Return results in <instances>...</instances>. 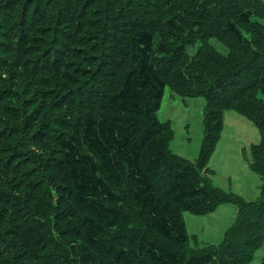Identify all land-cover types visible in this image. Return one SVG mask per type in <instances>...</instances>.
I'll use <instances>...</instances> for the list:
<instances>
[{
    "label": "trees",
    "instance_id": "trees-1",
    "mask_svg": "<svg viewBox=\"0 0 264 264\" xmlns=\"http://www.w3.org/2000/svg\"><path fill=\"white\" fill-rule=\"evenodd\" d=\"M35 50L43 60L32 62ZM6 66L28 72L30 79L19 78L24 100L0 87L8 115L19 117L16 108L26 104L28 128L38 120L31 113L38 104L85 110L55 116L59 129L33 140L56 145L50 165L66 172L72 188L79 257L88 250L101 264L250 263L264 241V102L257 95L264 91L262 0H0V70ZM167 86L206 99L196 164L168 150L171 127L158 116ZM226 108L248 116L262 132L252 147L251 167L263 181L256 200L218 196L203 174ZM220 201L237 206L223 240L189 246L183 213L203 215ZM25 215L15 232L6 229L15 242L29 237L23 260L35 254L29 264H43L40 256L63 254L37 216ZM11 262L0 238V264Z\"/></svg>",
    "mask_w": 264,
    "mask_h": 264
},
{
    "label": "rangeland",
    "instance_id": "rangeland-1",
    "mask_svg": "<svg viewBox=\"0 0 264 264\" xmlns=\"http://www.w3.org/2000/svg\"><path fill=\"white\" fill-rule=\"evenodd\" d=\"M17 20L20 21L19 16ZM51 43L38 47L46 48ZM212 43L224 53L229 51L225 44L216 39H213ZM35 51L36 54L31 56L32 62L38 58L43 60L42 55L38 54L41 51ZM12 53L15 51L13 50ZM16 58L15 53L12 59L16 62ZM15 73L18 74L16 77H14ZM20 77L23 80L30 79L23 66H19L16 70L6 66L0 70V87H4V91H7L3 93L4 95L14 94L13 96L24 100L25 95L19 86ZM257 95L264 102L262 89L258 90ZM27 99L30 100V96ZM205 103L206 99L202 95L183 97L167 86L158 111L160 120L170 124L171 127L169 152L194 164L200 162L205 138ZM1 105L0 103V126L3 125L0 127V162L8 163L13 157L19 159L16 162L18 167L16 164L8 168L0 166V194L4 196L0 200V238L7 242L12 257L11 264H29L36 256L33 254L31 259L28 257L27 261L23 260V250L30 245L28 236L22 239L18 236L17 242L15 237L6 238V229L13 228L15 232L20 220L26 223L24 220L26 212L37 216L42 226L40 229L49 232L62 247L63 254L55 252L54 259L48 260L40 256L36 261L43 264H101L98 256L91 257L86 253L88 250L79 257L80 250L76 249L75 244L78 240L76 237L79 226L76 219L77 209L71 197L72 188L69 187L66 172L50 165L52 157L57 154L56 145L49 138L40 140V143L33 142V140L37 141V138H43L42 135L47 130L56 132L59 129L55 116L67 119L68 116L78 115L85 110L74 106L70 113L68 108L60 111L50 110L38 104L35 109H31V113L36 115L38 120L35 123L30 120L29 126L31 125L32 128H28L25 103L22 107L16 108L19 117L15 118L4 112ZM222 123L213 152L205 165L207 169L203 174L218 196L256 200L261 197L263 181L260 174L251 167L252 147L261 140L262 132L248 116L234 108L224 110ZM2 134H9L10 138L7 139ZM37 184L40 186L35 187ZM61 188L66 190L63 194ZM7 195L10 197H6ZM42 211H45V216L40 214ZM183 215L189 235V246L218 245L237 217V206L230 201H220L206 214L197 215L185 211ZM62 216L65 219L60 221ZM32 223L26 224L27 227ZM35 249L37 251L38 248ZM43 250L41 248L39 253ZM249 264H264V241Z\"/></svg>",
    "mask_w": 264,
    "mask_h": 264
}]
</instances>
